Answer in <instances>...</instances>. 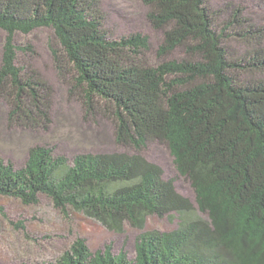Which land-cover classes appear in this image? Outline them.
Masks as SVG:
<instances>
[{
	"label": "trees",
	"instance_id": "obj_1",
	"mask_svg": "<svg viewBox=\"0 0 264 264\" xmlns=\"http://www.w3.org/2000/svg\"><path fill=\"white\" fill-rule=\"evenodd\" d=\"M142 1L163 32L154 50L141 32L114 36L102 0H0V100L10 124L49 128L51 87L17 62L13 35L51 27L54 64L70 93L87 113L110 117L115 142L135 150L69 159L36 144L20 167L0 156V197L31 205L46 196L65 215L113 231L143 229L149 216L177 221L141 233L132 258L110 245L92 252L81 238L42 264H264V25L238 5ZM178 48L182 58H167ZM152 139L167 147L194 200L140 153Z\"/></svg>",
	"mask_w": 264,
	"mask_h": 264
},
{
	"label": "rangeland",
	"instance_id": "obj_2",
	"mask_svg": "<svg viewBox=\"0 0 264 264\" xmlns=\"http://www.w3.org/2000/svg\"><path fill=\"white\" fill-rule=\"evenodd\" d=\"M214 7L226 4L243 7L253 22L264 25V0H210ZM107 14V28L114 36L141 32L149 37L152 49L162 41L163 32L154 28L147 18L148 6L142 0H102ZM6 32L0 28V64ZM13 41L20 46L17 62L35 68L51 87V122L47 130H30L10 124L9 105L0 100V156L15 167L24 164L28 148L47 145L57 154L69 159L79 153L135 150L115 142L113 120L96 112L87 113L79 97L70 93L67 79L55 67L52 47L58 48L51 27L41 26L23 33L16 31ZM153 50L152 63L157 59ZM184 56L176 49L167 58ZM159 61V60H158ZM140 153L160 165L166 179H172L176 189L194 200V190L188 180L178 173L167 147L156 139L147 141ZM176 219L149 216L143 229L126 223L122 231H113L82 213L67 215L56 209L46 196L36 204L25 205L11 197H0V264H42L55 262L76 239H84L92 252L111 246L113 253L125 251L134 257L135 244L144 231H169L176 227Z\"/></svg>",
	"mask_w": 264,
	"mask_h": 264
}]
</instances>
